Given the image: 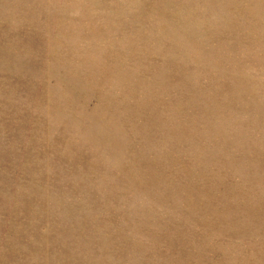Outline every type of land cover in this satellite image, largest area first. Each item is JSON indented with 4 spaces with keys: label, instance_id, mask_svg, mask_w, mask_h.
I'll list each match as a JSON object with an SVG mask.
<instances>
[{
    "label": "rangeland",
    "instance_id": "rangeland-1",
    "mask_svg": "<svg viewBox=\"0 0 264 264\" xmlns=\"http://www.w3.org/2000/svg\"><path fill=\"white\" fill-rule=\"evenodd\" d=\"M0 264H264V0H0Z\"/></svg>",
    "mask_w": 264,
    "mask_h": 264
}]
</instances>
